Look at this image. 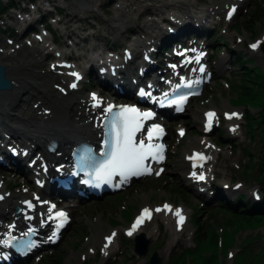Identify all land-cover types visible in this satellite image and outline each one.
<instances>
[{"label":"rangeland","instance_id":"374dc122","mask_svg":"<svg viewBox=\"0 0 264 264\" xmlns=\"http://www.w3.org/2000/svg\"><path fill=\"white\" fill-rule=\"evenodd\" d=\"M28 1L13 0L16 4L14 11H0V61L9 67H27L29 72L20 73L19 78L42 92L51 90L52 82L47 73L57 64L62 52L64 55L71 52L70 57L74 60L67 65L83 73L95 45L103 52L109 49L121 51L122 46L131 45L136 38H146V33L154 31L155 25L160 28L169 25L168 16L181 11L162 6L171 4L170 0H111L106 4L105 0H89L95 5V15H92L95 20L88 19L86 26V23L77 22L82 17L74 12V4L70 0ZM6 2L0 0V5ZM212 2L194 0L195 8L189 11L194 14L203 10L200 16L208 23L210 20L211 33L205 39L208 46L203 49L208 51L206 62L209 67L226 58L221 71L216 73L214 69L217 76L212 75L200 94L187 104L183 114L168 122L167 153L162 174L158 178L133 183L116 195L78 203L69 210V226L60 243L50 246L47 235L48 248H41L24 264H148L152 254L157 256V264H264V211L243 212L239 206L230 209L222 202L205 204L180 182L181 178L184 180L179 172L180 164L190 152L199 150L191 145L195 140H201L211 148L213 156L207 154L206 167L211 166L210 175H214L217 181L230 180L248 189L258 185L257 164L264 158V53L261 50L252 53L251 50L252 44L264 39V0H242L236 15L228 22L223 20V6L231 3L226 0ZM54 6L60 7L59 17L51 12L50 18L44 20L45 26L38 25L33 32L20 34L25 20L40 15V8L54 11ZM145 7L153 13L144 14L136 21L135 16ZM207 11L220 16H212L208 20ZM120 13L127 16L126 25L135 27V30L130 33L125 26L118 36L113 20ZM68 14L76 15L75 22L70 23L71 32L65 30L64 19ZM43 26L49 33L42 29ZM111 31L112 36L108 34ZM67 33H73V36H66ZM51 40L58 47L56 50H53ZM110 43L111 48L108 47ZM47 53L51 57L45 60ZM99 54L95 53L94 57ZM238 54L244 56L242 66L234 62ZM77 56L80 59H76ZM137 61L140 59L132 64L136 65ZM68 77L70 80V72ZM92 81L91 76L85 75L82 86L74 93L77 102H83L93 92L100 91L92 88L96 85ZM112 95L111 92H103L105 98ZM31 98L26 95L22 99L29 103ZM210 109L217 111L218 125L210 134L203 135L202 113ZM233 111L238 116L228 139L226 129L229 123H223L220 114ZM178 127L185 131L182 138L175 136ZM0 178H3L6 195L23 198L24 193H29L31 184L22 185L25 178L19 174L0 168ZM256 193L251 190L240 195L251 200ZM162 202L185 210L186 224L178 231L179 235L173 236L174 224L170 225L161 215L154 217L151 227L141 231L149 235L145 237L149 242L146 254L137 257L132 251L135 236L127 239L123 232L139 208L155 210ZM109 232L115 235L110 242V252L105 254L102 236Z\"/></svg>","mask_w":264,"mask_h":264},{"label":"bare ground","instance_id":"6f19581e","mask_svg":"<svg viewBox=\"0 0 264 264\" xmlns=\"http://www.w3.org/2000/svg\"><path fill=\"white\" fill-rule=\"evenodd\" d=\"M32 1V0H29ZM28 1V2H29ZM105 4L110 2L111 0H105ZM171 4L164 3L162 6L164 8L169 7L171 10L179 11L176 15H173L172 18L168 19L169 27L171 30L174 31L173 36L175 40H179L180 37L177 35L178 31L181 29H191L196 28L197 33H200L206 25L209 23L202 20L203 17L200 16L202 13H204L203 10H199V12H196L193 14L190 10V8H195L194 0H188V1H177V0H170ZM210 3H213L214 0H209ZM229 3H237V5L241 6V0H226ZM73 6L74 12L82 17V20H77V22L86 23L88 19H94L92 15H95L93 8H95V5L92 4L89 0H70ZM16 5V4H15ZM85 7H82V6ZM148 7V6H147ZM145 7L142 12L138 13L134 19L140 20L141 16L144 14H151L153 13L150 8ZM210 11V9L208 8ZM212 11V10H211ZM24 13L25 11H21ZM236 15V14H235ZM219 18L220 15L212 14L207 11V17ZM225 16V13H224ZM48 15L40 16V18L37 21H34L33 23L30 22L31 25H28L24 28L20 34H24L25 31H35L36 26L44 25L45 18H48ZM126 18L127 16L124 14H119V16L113 20L114 30L119 36L118 32L122 29H124L126 25ZM66 20V31L71 32L70 30V23L75 22L76 15L68 14L65 16ZM224 20V19H223ZM225 21V20H224ZM62 22V21H61ZM102 24V22H100ZM82 26V25H81ZM85 26V27H86ZM86 30V28H85ZM110 30H112L110 28ZM133 32L135 30V27L127 26L126 31ZM157 30V31H156ZM108 33V32H107ZM110 36H112L113 31L108 33ZM169 33L164 34L157 25L154 26V31L151 30L150 32L146 33V38L138 37L131 43V49H132V62L135 60L140 59V56L137 54L142 53L143 51L147 52V56L150 55L151 52L154 50H159V44L160 42L166 37V35ZM66 36H73V33L66 34ZM119 40V37L118 39ZM211 41V40H210ZM260 44L256 45L255 49L252 50V53L257 52L261 50V48H264V39H260ZM41 43V42H39ZM208 46V42L205 43V47ZM252 46V45H251ZM92 53H101L99 54V59L103 61L105 59V56L103 55V50L99 49L96 45L92 49ZM50 53H47L45 60L51 57L49 55ZM73 55V54H72ZM63 53H61L60 57H58V62L53 67L50 68L48 75H50L48 78L51 84V90H47V92H42L37 89H34L31 87L28 83L22 81L19 77L21 75H24L25 73L29 72L27 67H9L5 64H3L2 61H0V65H2L5 69L6 78L11 82V90L8 93H2L0 94V139L1 142L4 139V136L9 135L10 137L8 140H19L22 145L26 147L34 146L36 147V150L30 155L29 162L33 163V169L32 171L27 170L26 168H23L18 164V170L20 169V173L25 176V178H31L32 172H37V168L35 167L37 164H39L42 160L47 159L46 152L44 151L45 142H47L49 139L52 138V140H55L58 142L61 152H64L66 150V146L70 145L73 140H88V141H94L98 142V137L100 136V128H99V121L102 118V108L105 106L106 102L103 101V96L101 92H99V95L97 96V100L94 101L93 95H90L88 99H85L83 102H77V99L74 96L75 92H72L70 90V85L74 82V77H68L69 72L70 73H76L74 68H70L65 63V58L62 57ZM83 57V56H82ZM222 58V57H221ZM226 58V57H224ZM222 58L219 63L214 65V68L217 73L221 71L223 68V60ZM76 59H80L79 56L76 57ZM74 60V59H73ZM229 59H227L228 62ZM132 62H129L128 64H122L118 67L119 73L121 78L124 76L126 77V80H130L133 78H137L138 76L136 74H133L136 71V66L132 64ZM44 64H42L43 67ZM72 71V72H71ZM91 70L87 76H91L93 78L94 85H92V88H95L97 86L96 83V76L93 74ZM21 73V75H20ZM169 74L168 72H166ZM180 74V73H179ZM47 81V79H46ZM121 81L117 80L116 86ZM30 96L32 97L27 103L24 99H22L24 96ZM96 96V95H95ZM35 98V99H34ZM34 100V101H33ZM190 100V98L188 99ZM95 102H100L99 107H94ZM81 103V104H80ZM211 105H213L211 103ZM187 106V105H186ZM225 109V106L223 107ZM223 111V110H222ZM184 112V111H183ZM235 112V111H233ZM232 112V113H233ZM200 115V114H198ZM196 116V115H195ZM236 119H231L229 121V126L234 127L236 125L235 122ZM93 124V125H92ZM94 127V129H92ZM202 127V126H201ZM203 128V127H202ZM228 139L230 138V135L227 134ZM17 143V142H16ZM45 143V144H44ZM191 145L193 147L199 149L198 151L193 150L192 152H201L208 154L209 157H212V150L211 148L205 144L201 140H195L191 142ZM191 147V146H190ZM194 148V149H195ZM193 149V148H192ZM33 149H31L32 151ZM191 152V153H192ZM190 153V154H191ZM187 155L186 157L190 156ZM64 155V154H62ZM51 159L54 158V156L50 155L48 156ZM185 157V158H186ZM21 160L18 161L20 163ZM13 163V162H12ZM188 164L185 162L180 164V170L181 177L187 176L190 172H188ZM40 178H43L44 175L38 174ZM214 175H212L213 177ZM226 180V178H224ZM29 179H25V181L22 182V185L29 186ZM182 186L184 188H187L191 194L199 201H203L205 204H209L210 202H222L225 203L224 206L230 209H236V202L239 200V198L243 195H240V193L245 194L248 192V187L245 188L243 184H239L236 189L230 188L228 186V182L230 180L222 181V185L219 186L218 192L214 194L210 191V189L206 186H197L193 182H188L186 179H182L181 181ZM210 184H212L210 182ZM5 186L3 184V178H0V236L2 234H6L9 232H19L22 228H34L36 230H39L40 232V238L42 240L41 248H48V244L45 240V237L47 235H50L52 232L53 227L50 224L44 223L41 217L43 216L45 206L40 209H35L34 212L28 213L29 216L33 217L31 222H28L26 220L25 215H19V218L14 220L12 218L13 213V207L17 205V199L18 196H11L5 194ZM202 189V192L199 190ZM45 189H41L38 187L31 186L28 189V192H36L44 198L45 200L46 196L43 194V191ZM236 194V195H234ZM29 193H24L23 199L29 200ZM33 197V196H32ZM245 201L247 204H249L250 200L245 198ZM19 204V203H18ZM238 207V206H237ZM157 208V207H156ZM160 211L156 213L154 211L152 218L149 222H144L143 226L140 227L138 230H136L133 234L134 236L143 234L144 237H148V233L145 232L141 233V231H146L148 228L151 227V223L156 216H162L167 222L171 224H174V235H179L176 230V224H175V216L173 212L166 215L163 214V210L161 209V206L159 207ZM71 210V208H69ZM68 210V211H69ZM240 211V209L238 210ZM70 212V211H69ZM68 212V217H70V213ZM183 213L186 215V211L184 210ZM25 218V219H24ZM186 224L183 223V226ZM115 233L109 232L108 234L102 236V242L105 249V254H108L111 249L110 242L114 239ZM111 237V240L108 238ZM101 238V237H98ZM59 242L57 243V245ZM107 245V247H105Z\"/></svg>","mask_w":264,"mask_h":264},{"label":"snow or ice","instance_id":"6c2138e0","mask_svg":"<svg viewBox=\"0 0 264 264\" xmlns=\"http://www.w3.org/2000/svg\"><path fill=\"white\" fill-rule=\"evenodd\" d=\"M232 11L229 12V17H231ZM253 48L256 45H252ZM199 60V57L196 58ZM203 71V68L200 69ZM79 79L77 73H72ZM190 87L191 85H186ZM72 87H76L75 84ZM141 95H144L142 92ZM186 97H180L176 102L182 103ZM93 99L97 98L93 95ZM113 105L109 104L105 109V112L111 114V118L108 124V134L105 140L107 146V151L101 154L102 159L93 164L94 170L96 172L97 178L107 181L110 180L112 176H120L121 182H124L129 175H139L142 172L148 171V168L144 166V161L148 157L153 159H162L163 145H153L152 143H145L143 139L137 142L136 134L141 131L143 127V120L149 119L152 116L150 112H141L139 109L131 106H120L119 111H113ZM214 113H208L211 118ZM232 116H236V113H232ZM231 118V116H229ZM162 129L159 125H153L148 129V140L151 141L154 135L162 133ZM84 158L81 157V160ZM90 163H92V158H89ZM159 175V173H157ZM203 179V175L198 177ZM31 206V205H30ZM166 209L168 205L164 206ZM160 211V209H156ZM174 214L179 217L177 223L179 224L183 220L181 216V210L175 209ZM57 217L61 218V225L66 221V214L63 212L56 213ZM145 218H150V211L148 208L143 209V213L137 218L136 223L133 224L132 230L134 231L137 226L143 222ZM132 231H129L128 235H131ZM55 235V233H53ZM115 235V234H113ZM111 240V237L108 238ZM32 244L28 243L27 247H31ZM107 247V245H105Z\"/></svg>","mask_w":264,"mask_h":264},{"label":"water","instance_id":"95a60500","mask_svg":"<svg viewBox=\"0 0 264 264\" xmlns=\"http://www.w3.org/2000/svg\"><path fill=\"white\" fill-rule=\"evenodd\" d=\"M262 53H264V48H261ZM11 82L5 77V70L0 66V94L7 93L11 90ZM20 209L15 208V215L19 214ZM148 246V241L143 238L142 235L137 236L133 240V253L138 257H143L146 254ZM158 258L155 254L151 256L148 264H157Z\"/></svg>","mask_w":264,"mask_h":264},{"label":"trees","instance_id":"16d2710c","mask_svg":"<svg viewBox=\"0 0 264 264\" xmlns=\"http://www.w3.org/2000/svg\"><path fill=\"white\" fill-rule=\"evenodd\" d=\"M4 6L6 7V11L9 9L15 7V5L12 3L11 0H7L6 4L0 5V11L4 9ZM234 62H238V66H242V63L244 62V56L242 54H238L234 57ZM237 67V65H236ZM263 121L264 123V115H263ZM257 175H258V185L260 188L261 198L257 204H252L250 210H256L259 212L264 211V158L259 159V163L257 164Z\"/></svg>","mask_w":264,"mask_h":264}]
</instances>
